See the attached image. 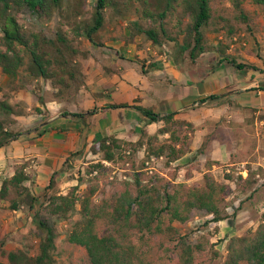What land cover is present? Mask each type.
Here are the masks:
<instances>
[{"label":"trees","instance_id":"trees-1","mask_svg":"<svg viewBox=\"0 0 264 264\" xmlns=\"http://www.w3.org/2000/svg\"><path fill=\"white\" fill-rule=\"evenodd\" d=\"M229 2V6H224L217 0H94L90 15L86 17V0H0V72L7 79L0 90L5 89L3 96L7 98L10 91L26 85L16 81L24 77L28 80L43 79L49 83L55 100L70 103L78 95L85 78L76 60L80 54L79 38L83 36L88 42L102 46L100 32L107 26L106 13H110L111 22L125 15H135L136 18L127 23L130 31L128 40L144 35L152 45L159 47L171 42L170 50H175L176 59L187 53L193 63L200 54L216 50L220 54L218 62L227 61L237 69H256L253 65L237 62L220 48L221 44L212 46L206 40L207 29L213 32L223 30L229 38L242 23L246 25L245 30L254 32L255 12L246 9L245 4L254 5L264 12V0ZM23 10L48 19L56 15L55 29L48 33L43 29L25 28L18 18ZM254 89L264 90V79ZM227 94L211 93L199 99V103H221ZM21 105L8 104L6 99L0 101V109L6 115L24 114ZM103 107H131L141 115L143 125L152 122H160L161 125L153 134L140 128L135 141H126L112 134L93 141L88 153L100 155V158L89 163L84 170L85 176H79L77 183L62 194L56 185L57 177L71 167V159L66 157L61 168L49 176L43 190H50V193L40 209H36L39 197L33 192L26 164L15 165L12 175L1 178L0 199H6L11 210L23 205L34 211L33 221L39 232V243L33 256L23 251L8 252L9 262L55 264L56 229L42 213L67 219L77 209L79 218L71 223L66 240L85 250L86 264H214L219 251L210 238L201 234L196 241H191L174 223L188 224L197 211L210 215L205 225L229 218L222 203L231 192L230 186L216 181L209 172L211 166L218 162L206 159L201 181L192 184L176 181L175 172L170 176L160 172L148 174L135 167V151L141 147L145 156L140 167L147 159L160 157L168 165L191 151L193 124L175 119V111L161 113L138 104L109 103ZM36 110L40 111L39 108ZM94 111L95 108L87 112L64 110L62 115L83 119ZM7 118H0V147L23 132L9 129L7 125L14 120ZM26 131L41 135L45 129L40 130L36 126ZM204 148L205 142H202L191 157L196 159ZM102 160L128 163L133 169L130 180L108 181V167ZM256 173L259 171H248L244 179L246 185L256 183ZM186 176L189 177L190 172ZM226 178L230 177L226 175ZM83 182L85 188L78 193ZM225 249L224 260L215 264H264V211L252 231L228 237Z\"/></svg>","mask_w":264,"mask_h":264},{"label":"crops","instance_id":"crops-1","mask_svg":"<svg viewBox=\"0 0 264 264\" xmlns=\"http://www.w3.org/2000/svg\"><path fill=\"white\" fill-rule=\"evenodd\" d=\"M257 41L261 48L259 56L257 54L249 56L241 51L234 55L229 54L237 62L256 67V69L244 68L250 75L248 83L240 79L229 81L226 76H221L220 73L223 69H226V75H229L234 67L227 61L218 62L220 56L212 61L209 68L201 55L193 62L195 66L190 65L192 62H189L190 60L186 57H182L181 63L175 62L170 57L168 60L156 57L155 63H153L148 55H153L154 48H150L152 49L150 52L149 47L136 49L132 44V48L129 50H121L117 45L121 46L123 43L115 44L113 40L104 43V46L87 41L86 56L78 59L85 75L84 85H82L75 101L66 103L47 97H43L41 100L34 95L36 88L32 89L28 83L22 89L10 91L7 98L3 96L5 89L0 90V101L6 99L7 103L11 105L21 102L25 111L24 114L10 113L8 115L11 120H14V124L18 121L21 122V126L18 128L22 127L23 132L16 139L10 140L0 147V182L4 175H12L15 165L24 163L26 171L31 176V182L35 186L34 189L42 187L47 183L51 173L61 168L66 157L69 156L71 161L76 162L77 158L70 154L79 150H83V153L88 152V147L93 141L110 134L126 141H135L139 136L140 128L145 129L148 134H153L161 125L160 122L143 125V118L131 107H103L109 103L138 104L151 107L161 113L175 111V119L193 123L194 127L198 126L190 141V149H197L202 143L203 136L198 123L207 119L208 113L215 114L217 118L227 116L237 122L251 118L256 113L254 119L256 126L257 123L263 125L264 90H255L254 88L264 79V71H261L264 68V38L260 40L258 37ZM254 43L252 46L250 42L246 43L249 49H247V53L252 51ZM147 49L148 51H146ZM241 58L247 60L244 61ZM200 67L201 70L204 68V73H199L197 76L194 68ZM6 81L5 75L0 76V87H3ZM37 81L39 82L37 84L39 93L49 94L51 91L49 83L43 79H37ZM211 93L228 94L225 96L224 102L217 103L215 106L208 102L199 103V99ZM207 103L208 105L205 106ZM32 105L41 108V112L37 115L29 112ZM94 108L95 111L92 114L87 113L83 119L62 115L64 110L87 112ZM32 116H38V119L42 120L43 125L40 130L45 129V131L41 135H36L35 131H26L34 128V126H28ZM8 128L13 129L10 125ZM211 150L210 160L212 161H228L229 165L248 163L247 160L242 159L231 160L232 149L226 147L222 151L218 142L212 143ZM189 153L191 151L178 160H182ZM249 163L252 171H255L254 169H257L258 166L264 169V156L252 158ZM257 176L259 177L258 173H256ZM195 178L191 174L189 177L184 175L183 181L189 182ZM222 181V183L227 182V179L224 177ZM218 182L221 181L218 180ZM255 200V203L259 204L258 206L264 203L262 200L259 202L258 196L255 197ZM252 204L254 203L252 202ZM239 211L240 214L237 216L240 219L249 218L248 215H245V213H249L247 206L244 210L240 209ZM263 211L264 208L258 212L262 213ZM222 222L223 220L210 221L208 225L219 227L221 231ZM231 226L228 224L224 229H229ZM215 230L217 229L215 228ZM216 235L217 233H214L215 237Z\"/></svg>","mask_w":264,"mask_h":264},{"label":"rangeland","instance_id":"rangeland-1","mask_svg":"<svg viewBox=\"0 0 264 264\" xmlns=\"http://www.w3.org/2000/svg\"><path fill=\"white\" fill-rule=\"evenodd\" d=\"M217 1H219L224 6H229L230 4L229 0ZM93 4L94 0H86V17L90 15ZM245 8L255 12L254 20L256 28L254 29V32H248L245 30L246 25L243 23L237 25L236 32L229 38L224 35L223 30L220 32H213L207 29L206 40L208 44L212 46H220L221 44L220 48L224 50L225 53L230 55L237 54L238 51H241L243 53L249 54V56H255L256 54L259 56L261 53V48H259V42L257 41V38L259 37L260 40L264 38V12L260 8L254 5H248L247 3L245 4ZM109 14L110 13H106L107 26L100 32V41L103 44L113 40L115 44L123 43L121 46L120 44L117 45L121 48V50H129L132 48V44L136 49H144L149 47L150 52L152 50L150 48H154V53H152L153 55L148 53V57L150 58L151 62L155 63L154 59L156 57L161 59L165 58L167 60L170 57V59H174L175 62L179 61L178 63H181L182 58L179 57V59H176L174 52L175 50H170L172 46L171 42L164 43L162 47H159L157 45H152L148 40H146L144 35H137L132 41L128 40V34L130 31L127 27V23L130 20H134L136 18L135 15H125L116 19V21L111 22L109 20ZM18 18L20 24L25 28L43 29L48 33L55 29L58 21L56 15L48 19L33 15L27 10L21 11ZM247 42H250L251 46L252 43L255 42L252 47V51H248V53V48L246 45ZM86 45H88L87 40L83 36L79 38L80 54L76 57L77 62L79 58L82 59L86 56ZM146 51H148V49ZM200 55L204 62H206V66L208 68L211 67V63H213L212 61L216 57L220 56L216 50H210ZM187 56V53H185L183 57L188 59ZM134 58H136V56H134ZM241 60L245 61L247 59L241 58ZM192 64L193 63H190V65ZM192 66L195 65L193 64ZM194 69L197 76L199 73H204V68L202 70L201 67ZM235 69H231L229 75H226L227 70L223 69L220 75L226 76V78H229V81L232 79H235L234 81L240 79L241 81L248 83L250 78V75L247 73L248 70ZM2 75L3 74L0 73L1 77ZM23 76L24 75H22V77ZM214 79H216V77ZM23 82H25V84H30L32 89L35 87L36 90L34 91V95L39 97L41 100H43V97L54 99L51 93L52 91L46 95L39 93L37 89V84H39V82L37 80H28L26 77H24L22 80L16 81L15 83L24 84ZM77 98L78 95L72 101H75ZM16 103L22 104L21 102ZM206 105H208V103L205 104V106ZM215 105L216 104L213 106ZM36 108L39 107L32 105L29 112L37 115L42 109L39 108L40 111L38 112ZM256 115L257 114L255 113L251 118L246 120L243 119V121L237 122L227 116L217 118L215 114L212 115L211 113H208L207 119L198 123V125H200V131H202V142H205V148L203 150L204 152L200 153L196 159H193L192 157L190 158V156H192V154L198 148H200L201 144L197 149H191V153L187 154L182 160L171 162L168 165H165L164 158H150L144 162L143 167H140L141 160H143L145 156L144 149L141 147L135 151V167L138 169V171L144 170L148 174H151L152 172H160L169 176L172 172H175L176 181L180 182H184L183 176L186 175L187 172H190V174L196 178L191 179L189 182H185L186 184L199 183L201 181L202 174L206 170V159L212 161L210 160L212 143L218 142V145L222 151H224L226 147L232 149L230 158L231 160L242 159L248 161V163H240L235 165H229L228 161H216L218 163L212 165L209 170L216 181L220 180L223 182L222 180L225 177L227 182L224 183L229 184L231 190L230 194L226 196L224 202L222 203L224 212L230 216L229 218L223 220V227L221 231L219 227H213V225L208 224L205 225V220L209 219L210 216L202 211H197L193 217V220L184 226L180 225L178 222L174 223L181 232L188 235V238L191 241H196V239L201 234H205L210 238V240H212L211 243L215 245L214 248L219 251V256L213 261L214 264L217 262L221 263L224 260L228 237L233 235H242L252 231L261 220L262 213L258 211L264 208V203H262L261 206H258L259 204L255 203V197L258 196L259 202H261V200L264 201V169L259 166L257 169H254L255 172L259 171V177H255L257 181L252 186L246 185L244 181L245 177L247 176L246 173L251 170L249 160L258 156H264V124L261 125V123H257L256 126L254 121ZM5 116L8 117V115H6V113L0 109V118H4ZM47 117H49V115H47ZM7 119L10 121V117ZM41 121L42 120L38 119V116H32L30 117L28 126H34V128L35 126L42 127L43 123ZM20 124L21 122L19 121L15 124L14 122L10 121L7 126L9 127L10 125L14 131H22V127L18 128V126H21ZM196 127L198 129V126ZM196 127H194L193 132L190 133V141L192 140L193 135H195L194 131L196 130ZM75 157L77 158V161H70L71 167L68 172H65L64 174H61L57 177L56 189L62 194H65L72 185L77 183V178L79 176H85L84 170L86 166L91 162H96L100 158V155H93L88 152L83 153L81 151V153L75 155ZM102 163L108 167V181L125 179L130 180V173L133 169L130 168L128 163H112L106 160H102ZM214 167H216V169H214ZM226 175H228L230 178H226ZM240 176L241 179L239 178ZM31 186L33 188V192L39 197V204L36 206V209H40L42 208L41 204L46 203V198H48L50 190H43L44 186L34 189L35 186L32 183ZM84 188L85 182L79 185L77 192L80 193ZM252 202L255 205L252 204ZM8 204L9 203L6 199H0V264H11L7 257L8 252L23 251V253L33 256L38 251L39 232L36 229L35 222L33 221L34 211L28 210L23 205H21L17 210H11L8 207ZM246 206L248 207L249 213H245V215H248L249 218L247 219L245 217L246 219H240L237 216L240 214L239 210H244ZM238 207H240V209H238ZM76 208H79V206L77 205ZM233 212H235L234 216L232 215ZM42 214L49 224L54 223L56 229L57 237L55 238V249L53 250L55 264H86L85 250L78 245L67 242L66 240V235L70 230L71 223L79 218L77 209L67 219H57L55 217L48 216L45 212ZM228 224L232 225L231 228L224 229ZM215 228H217L218 231L215 230ZM214 233H217L216 237L214 236Z\"/></svg>","mask_w":264,"mask_h":264},{"label":"built area","instance_id":"built-area-1","mask_svg":"<svg viewBox=\"0 0 264 264\" xmlns=\"http://www.w3.org/2000/svg\"><path fill=\"white\" fill-rule=\"evenodd\" d=\"M165 59V58H164Z\"/></svg>","mask_w":264,"mask_h":264}]
</instances>
